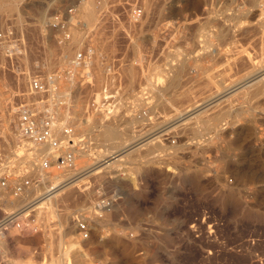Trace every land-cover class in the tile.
<instances>
[{
	"label": "rangeland",
	"instance_id": "obj_1",
	"mask_svg": "<svg viewBox=\"0 0 264 264\" xmlns=\"http://www.w3.org/2000/svg\"><path fill=\"white\" fill-rule=\"evenodd\" d=\"M87 2L94 4L93 9L98 6L92 21L82 16ZM101 2L22 0L9 11L3 10L8 0H0V32L12 25L24 41L23 56L17 61L21 77L11 74L0 48V150L6 157L13 152L21 158L4 175L10 181L29 180L28 190L33 191L28 198L23 193L15 199L4 193L0 221L17 216L13 226L0 229V264H264V140L257 134L260 148L256 162L250 163L219 130L250 96L256 121L264 126L263 79L180 122L169 131L174 145L153 136L149 140L153 150L141 147L145 158L138 160L136 169L123 164L116 172L99 168L87 172L100 162L97 153L102 150L89 141L87 132L105 116L100 110L87 112L92 100L116 94L114 110L121 113L122 100L146 98L147 105L136 103V112H127L139 117L133 126L136 137H146L226 89L242 85L238 82L255 68L264 69V0H107L104 7ZM71 8L67 32L71 39L80 34L82 44L72 50L71 60L61 64L62 52L73 46L70 41L59 43L60 34L47 22ZM86 48L92 50L91 65L79 71L83 79L76 78L79 82L66 92V99L27 95V77L61 73ZM175 75L177 86L169 91L163 87L158 98L154 86H167L166 80L169 84ZM59 85L61 92L68 89L64 81ZM150 89V95H142ZM41 99L53 114H65L59 123L75 127L77 137L88 143V156L75 153L74 185L63 189L52 199L54 207H46V214L37 218L32 208L22 210L47 184H40L22 161L31 151L20 146L19 138L13 140L6 120L8 102L12 110L21 101L35 102L41 109L37 104ZM142 111L147 113L143 118ZM14 118L17 123L15 113ZM121 118L125 117L117 119ZM46 172L71 176L55 165ZM100 196L115 201L103 214L104 222L96 225L86 206ZM82 214L90 223L87 240H81L76 230V218ZM64 215L69 217L68 228L62 226ZM64 251L67 257L62 259Z\"/></svg>",
	"mask_w": 264,
	"mask_h": 264
},
{
	"label": "built area",
	"instance_id": "obj_2",
	"mask_svg": "<svg viewBox=\"0 0 264 264\" xmlns=\"http://www.w3.org/2000/svg\"><path fill=\"white\" fill-rule=\"evenodd\" d=\"M73 14L74 9L71 8L65 12L64 15H56L47 22L48 28L60 34V37L57 40L59 43L71 40V37L67 32L70 22L66 17H72ZM131 16L134 21L137 20L138 12H132ZM23 43L24 41L22 37L16 33L12 25H8L5 31L0 32V48L3 52L2 56L5 59L7 66H9L11 74L16 77L23 76L20 67L17 65L18 59L21 58L24 53ZM84 50L85 51H78L73 57L69 67L61 73L55 72L46 78H43L40 75L31 76L29 78L27 77L29 81L27 94L30 97H41L44 99L48 96L51 97L57 95L61 92V87L59 85L60 80L64 81L68 86L67 90L71 89L76 82H79L76 81L78 76L79 80L83 79L81 78L79 71L87 67L84 63L88 62L92 56L91 48H86ZM116 101V94H105L98 102L95 101V99L92 100L87 106V112L95 113L100 110L104 112L107 118H110L115 111L114 109H116ZM37 104L44 107L46 106V100L41 99L37 101ZM7 106L9 107L10 103H8ZM13 112L17 117V133L22 148H29L31 146L48 147L57 155L55 158H51L50 160L46 158L41 162V168L43 171L51 169L52 165H55L58 170H68L75 163L74 150H77V146H79L80 149L84 148V144H87L88 146L87 142H83V138L77 137L75 127L63 126L60 131V137L56 136L53 131L54 117L48 107L39 109L36 107L35 102L21 101L14 106ZM146 114L147 113L143 111L140 112L142 118L145 117ZM179 123L180 121L172 120L153 131L154 140L163 137L164 141L168 140L170 145H174L175 140H172L171 137L169 138V131ZM6 160L4 152L0 150V202L3 200L5 192H8L10 197L15 199L22 194L24 189L29 188L30 186L29 180L22 179L19 181H10L8 177L3 174L8 173L3 172L2 170L6 164ZM113 202L114 199L103 196L98 197L94 204V213L97 216L102 217L105 212L112 208ZM16 216L17 215L15 214L7 215V217L0 221V229L2 227L13 226L15 224ZM76 230L83 240L89 238L90 226L83 215H79L76 218Z\"/></svg>",
	"mask_w": 264,
	"mask_h": 264
},
{
	"label": "bare ground",
	"instance_id": "obj_3",
	"mask_svg": "<svg viewBox=\"0 0 264 264\" xmlns=\"http://www.w3.org/2000/svg\"><path fill=\"white\" fill-rule=\"evenodd\" d=\"M21 1L22 0H8V3H6L5 5H3V8H4L3 10H9V11L12 10L13 11L16 8V6L18 5V3H21ZM101 3L103 5L102 7H104L106 5V3H107V0H102ZM101 3H99L100 4V7H101ZM93 5H92V2H87V3H84L83 6H82V11H83L82 16H84V18L87 19V20H89V21H92L94 18H96V11L95 10L98 9V6H97L96 9H93ZM94 21H96V19ZM87 23L88 22L85 21V24H87ZM79 33H81V32H79ZM81 44H82V36L80 34L74 35L73 38L70 40V45L73 46L72 49L70 47L64 53L62 52V55L58 59V63H61V64L64 63L65 64L66 62H68L69 59H70V55L72 54V50H74V49H76V50L77 49H80L81 48ZM97 53H98V51H97ZM93 63L95 64L96 68H99L100 65H98L97 60H94ZM84 64H85V66H89V65H91V62L88 61V62H86ZM101 66H102V64H101ZM258 68H255V70H253V72H251L250 75H247L246 77H244L243 81L244 82L246 81L247 83H249L248 82L249 79L252 82H253V80L255 82L260 81L262 79L264 80V69H262L261 67L259 69ZM168 78H170V77H168ZM166 82H167V86H165L164 83H163L164 85L162 84L161 87H160L161 84L160 85L156 84L154 86V88L156 87V89H158V90H156V93H157V97L158 98H161L162 95H163L161 93L162 90L164 89L163 87H166V90L169 91V90L173 89L176 86V84H177V76L175 75L174 79L169 84H168V81L167 80H166ZM124 83H125V81H124ZM110 85L112 86V82L110 83ZM124 86H126V84ZM151 90L152 89H150V91H147L148 94L143 93L142 95H150L151 94ZM67 91L68 90H66L64 92H60L59 94H57L56 95L57 100H64V99H66L68 97V95L66 93ZM125 93H126V91H125ZM122 94H123V92H122ZM123 95H125V94H123ZM98 97L99 96H97V98ZM139 98H140V96L139 97H136L135 96V98L133 99V101H130V99L128 98L129 99L128 100L129 101L128 103H126L127 100H125V101L122 100V103L120 105L122 106V108H124V109L126 108L125 110L124 109H121V110H123L121 113L119 112V110H118V112L117 111H114L113 114H112V116L110 118H106V116H104L100 120V121H103V122H99L98 121V122H96L94 125H92L89 128V130L87 132L88 133V139H89V141L90 142L92 141V142L95 143L96 149L97 148H101L102 150L97 153V157H99L101 159L100 162H98L97 164H95L96 166L93 167L91 170H89L87 172H92L94 170H97L98 168L101 169L102 171L103 170L104 171L105 170L106 171L113 170L114 172H116V170L118 169V167H121L123 164L134 165L135 166V169H136L138 160L139 159H142V158H145V156L142 155V153H140L141 147L148 145L150 147L149 150L150 151L153 150V148H151L152 145H153L152 144V141H149V140L154 136V134H151L150 133L151 135L148 134L149 136H146V137L144 136L145 138L143 136L142 137H138V136L136 137L135 132L133 130V128H134L133 126H134V124H136L135 122H138V120H139L138 117L136 116L137 113H135V115L133 117L130 116L131 114L129 115L127 113V112H129V110H130V112H133V111L136 112L135 109H133L134 104L136 105V103H138V104L140 103V104H143V105H147L148 104L145 101H143V99H145V98H142V96H141V98H142L141 100H139ZM148 98H149V96H148ZM29 100H32V99H30V97H29ZM140 101H142L143 103H141ZM208 103H210V102H208ZM195 108H196V106L192 109L194 111H192L190 113V116L198 115L200 113L199 111L195 110ZM197 109H199V107ZM188 111H191V110H188ZM188 111L185 112L186 115H187V112ZM134 112H133V114H134ZM52 116L54 117L53 131H54V133H55L56 136L60 137V131H61L62 127L63 126H67V125L66 124H63V125L60 124L59 121H58V118L62 120V118H64L65 114L63 115V113L60 114V112H58V113L56 112L54 114L52 113ZM180 116H182V114ZM120 117H125V118L117 119V118H120ZM177 117H179V116H177ZM14 119H16V118H14V112H13V110L10 107V110L8 111V116H7V120H6L7 123L6 124L8 126L7 128L10 131V134H11L13 140L14 139L16 140L18 138V133H17V126H16V123L14 122ZM113 119H116V120H113ZM180 119H181V117H180ZM110 120H112V121H110ZM183 120H184V118H183ZM107 121H109V122H107ZM86 145L87 144H84L83 145L84 148H81L83 150H80V149H78V151L74 150V159H75V161H76L75 153L78 154V155H80V156H82V157L88 156V154H86V150H85V146ZM28 150L31 151V153L30 152L29 153L27 152L28 154L26 153V155H24V157L22 158V161L25 162L26 165H28V168L30 170V173L33 176L39 178V181H40L39 183L42 184V185L43 184L44 185L47 184V186H45V189H44L45 191L43 193L38 194L37 196L35 195L36 198L34 200H32L29 203V205L26 206L22 210V212L27 211V210H29V209L32 208L30 211H35L37 218H39V217H41L45 213L43 209H46V207H49V206H53V205H51L52 199L56 198L63 189L68 188L71 185L72 186L74 185L73 184L74 180L72 179V175H73V172H75V170H76V168H75L76 164L74 163V165L71 168L68 169V171H70V174H68V175H71L68 178H66V176L64 177V175L63 176L62 175L51 176L49 174L50 171L48 173L47 172L45 173V171L42 170L41 163H39V161H41L40 160L41 158L42 159H46L48 157L54 158L56 156V154L54 153V151L52 149L48 148V147H36V146L29 147ZM10 154H9L10 156H7L6 157L7 160H6V164H5L4 168L2 169L3 172H8V169H9L10 165L12 164V162L20 161V159H21V158H19L18 155H16L13 152L10 153ZM5 155H7V153ZM142 160H144V159H142ZM123 168L124 167H122V169ZM97 171H99V170H97ZM121 176H122V174H121ZM28 189H30V188H26L22 192V194L24 193V196L27 197V198L29 197L30 194L33 193L32 190H31L32 191V193H31ZM35 193H36V191H35ZM66 195H67V192H66ZM30 197H32V195ZM62 199L64 200V198H62ZM87 207H88V210L86 209L87 210L86 212H88L89 210L92 211V213L89 214V215L92 216V220H94V223L96 225H99L102 222H104L103 221L104 220V218H103L104 216L99 217V216H97L93 212L94 211V205H92V203L89 206H86V208ZM80 210H82V209H80ZM63 224L66 225L65 226L66 228H68V226L70 224L69 223V217L68 216H65L64 215L63 222H62V226L64 227ZM89 226H90V223H89ZM69 230L66 229V231H69ZM66 231H65V233H66ZM81 240H83V239H81ZM66 257H67V252L64 251V253L62 255V259L66 258Z\"/></svg>",
	"mask_w": 264,
	"mask_h": 264
},
{
	"label": "crops",
	"instance_id": "obj_4",
	"mask_svg": "<svg viewBox=\"0 0 264 264\" xmlns=\"http://www.w3.org/2000/svg\"><path fill=\"white\" fill-rule=\"evenodd\" d=\"M213 53H216L214 51ZM249 79L247 83L246 81L240 80L238 83H241L242 85L234 86L232 88L226 89L223 94L217 96L216 98L206 102L204 106H196L195 110L202 112V109L205 108H211L212 105L219 101L227 98L232 93H236L238 91H241L242 88H248L251 87V85L255 84L254 80L253 82ZM177 86V84H176ZM175 86V87H176ZM174 87V88H175ZM173 88V89H174ZM245 105L243 107L238 106L236 113L233 114V119H226L222 125L219 127V130L224 134V138H230L232 139L233 146L236 149L241 150L244 152L245 155L249 157V162H256V155L257 150L259 147V142L257 141V134L259 140H264V126H260L256 121V111H255V100L251 98V96L248 98L247 101L244 103ZM199 107V109H197ZM194 111H188L187 116L186 113L182 114V116L179 115V117L175 118L174 120H177L178 122L185 121L187 118H191L190 113ZM186 115V116H185ZM184 116V117H183ZM238 116V118H237ZM181 117V119H180ZM184 120H183V118ZM236 118V119H235ZM262 160L264 161V153Z\"/></svg>",
	"mask_w": 264,
	"mask_h": 264
}]
</instances>
